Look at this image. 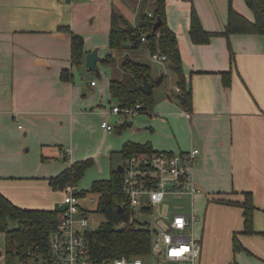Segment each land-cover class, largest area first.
Segmentation results:
<instances>
[{
    "label": "crops",
    "instance_id": "crops-1",
    "mask_svg": "<svg viewBox=\"0 0 264 264\" xmlns=\"http://www.w3.org/2000/svg\"><path fill=\"white\" fill-rule=\"evenodd\" d=\"M229 1L167 0V21L178 36L192 89L191 116L184 114L179 95L166 90L154 109L145 112L151 119L138 115L126 121L132 127L141 118L137 123L143 127L121 136L116 128L102 127L105 120L119 117L110 113V82L115 78L108 81L106 96L98 83L91 81L90 88L82 84V67L95 49L102 56L114 55L109 41L113 12L137 27L154 12L155 1L0 0V192L22 208H58L61 201L49 198L57 190L48 179L95 155L86 146L96 135L112 140L105 148L122 159L127 141L149 144L156 151L198 148L195 180L200 192L195 198L211 204L203 220L201 216V264H230L237 255L246 260L251 255L258 261L251 264H264V35L218 34L208 44H196L190 36L193 8L206 30L224 31ZM232 3L256 19L246 0ZM73 35L85 41L79 67L72 63ZM130 48L120 50L122 62ZM64 70L70 71L69 80L63 79ZM227 72L229 85L224 82ZM68 154L70 162L62 164ZM245 192L253 195L258 233H239L244 249L234 252L233 236L244 228Z\"/></svg>",
    "mask_w": 264,
    "mask_h": 264
},
{
    "label": "trees",
    "instance_id": "trees-1",
    "mask_svg": "<svg viewBox=\"0 0 264 264\" xmlns=\"http://www.w3.org/2000/svg\"><path fill=\"white\" fill-rule=\"evenodd\" d=\"M155 9L152 15H145L139 26L135 27L122 14L113 12L110 30V47L113 51L124 50L130 47H139L144 44L149 53H161L168 56L167 67L177 77V87L180 90L179 99L182 107L190 111L192 106V89L188 83L183 68V59L176 32L171 29L167 21V0H154ZM254 10L256 19L251 20L233 6L229 1L228 21L224 31L210 32L206 30L195 8L191 12L190 36L196 44H208L214 35H224L229 38L235 33H254L264 35V0H246ZM161 18L160 26L154 30V24ZM142 37L146 40L142 41ZM85 41L80 35L72 36V63L81 66L84 62ZM114 55L109 54L105 64H112ZM234 62V55H233ZM126 73L125 79H113L110 82V92L114 99L123 106L142 105L141 112L154 109L156 99L154 91L151 95L140 90L144 77L154 82L152 67L127 56L122 62ZM63 79H70V71L64 70ZM231 72L224 73V82L230 84ZM151 145L135 141L123 144L121 153L126 158L139 152H154ZM94 159L73 162L57 176L48 179L55 190H63L67 185L76 184L84 176L86 170L94 164ZM123 172L112 169L109 179L96 180L92 185V193L99 195L97 211L101 212L105 220L96 228L87 231L90 241L92 259L96 262L117 257H152V235L146 228L134 229L120 227V223L128 218V212L123 208L124 194ZM78 196H86L87 191H79ZM244 228L233 236V250L238 252L244 249L238 234H256L254 226L253 195L245 192ZM225 202L224 200H219ZM60 210L56 209H27L14 204L0 192V233L6 236V263L25 264L36 262L40 257L46 258L49 254L50 236L59 223ZM10 221H17L16 228L10 227ZM121 228V230L119 229ZM264 236V231L260 232ZM233 263V262H232ZM231 264V263H230Z\"/></svg>",
    "mask_w": 264,
    "mask_h": 264
},
{
    "label": "built area",
    "instance_id": "built-area-1",
    "mask_svg": "<svg viewBox=\"0 0 264 264\" xmlns=\"http://www.w3.org/2000/svg\"><path fill=\"white\" fill-rule=\"evenodd\" d=\"M145 40L142 37V41ZM149 56L164 67L168 64L169 59L165 54L149 53ZM95 83L93 81L92 85ZM141 107L140 103L134 106L120 104L111 107L110 113L132 119L141 113ZM184 114L191 116L190 111L185 109ZM102 127L109 131L115 130L107 120L102 123ZM199 154L198 148H192L177 153L139 152L123 159L122 192L125 199L122 206L127 210L128 218L120 223V227H143L150 231L154 263L201 264L202 243L193 233L199 218L195 212L164 214L155 218L153 223L144 217L155 206L162 204L167 195L196 196L200 192L195 180ZM62 191L64 198L58 206L59 223L50 236L49 254L46 258L40 257L44 264H146L147 259L144 257L122 256L104 262L94 261L86 234L90 224L87 208L81 203L83 197L77 195L79 191L76 184L67 185ZM32 263L38 264V261L28 264ZM231 264L240 263L235 261Z\"/></svg>",
    "mask_w": 264,
    "mask_h": 264
},
{
    "label": "rangeland",
    "instance_id": "rangeland-1",
    "mask_svg": "<svg viewBox=\"0 0 264 264\" xmlns=\"http://www.w3.org/2000/svg\"><path fill=\"white\" fill-rule=\"evenodd\" d=\"M101 47V46H100ZM98 48V47H97ZM131 51L129 52V57L135 61L149 64L152 67L153 73L152 77L154 78V81L162 74L165 73V75H168L167 78L164 80V82L156 86L154 88V97L156 99L157 104L159 103V98L161 99L166 94V90L170 93L171 96L179 95L177 94V90L175 85L173 84V79L175 76L171 73L172 71L168 69V67H164L161 64L156 63L152 58L147 54V48L144 44L140 45L139 47H133L130 48ZM109 51V50H108ZM103 54V52H101ZM106 55V53L104 54ZM102 56L99 54V57L102 59L106 58V56ZM123 60L122 51L116 50L114 51V62L110 65L104 64L102 61H99L97 63V71L89 70L85 65L82 67L83 70V76L81 77L82 84L88 86L90 88L91 81H95L99 84L100 90L103 89L105 95H109V89H108V81L111 78H117V79H125L126 73H123V70L121 68V63ZM156 75H159L155 77ZM89 95V93H88ZM111 104L113 106H119L120 101L117 99L111 98ZM159 106V105H158ZM111 109V108H110ZM147 113L141 112L139 114V117H147L151 119ZM138 117V118H139ZM135 121V125L132 127L124 125L126 121H133V119H127L122 115H119L118 118H111L109 120V123L115 127L117 132L120 131L121 136L125 133L132 134V132L140 129V127H143L142 125H139L137 122L141 119ZM112 140H105L104 136L102 135H96L94 137L93 143L89 144L86 147H89L91 150L90 152L96 153L95 155H90L84 158H80L79 160L84 159H94V164L88 168L84 174V176L77 182L78 185V191H87V196L85 199L81 202L83 206L87 208V215L89 217V224L92 228H96L100 225L102 221L105 220L104 215L101 212L97 211L98 208V201H99V195L96 193H92V185L94 181L102 179V178H110L111 176V170L116 169L119 164H121L123 161L122 155L118 153H111V151H108L104 144H109ZM120 140H118L119 143ZM126 141V140H125ZM124 141V142H125ZM123 142V143H124ZM177 153V151H174ZM71 155L68 154L66 160L62 159V164L69 163L70 162ZM50 200H54L56 198L57 201H62L64 198V192L62 190H57L54 193H51L49 195ZM95 204H94V203ZM59 203V202H58ZM211 204L208 203L207 199H202L201 197L195 198V196L186 195V196H177L176 194L167 195L165 198V201L155 206L152 210V212H149L144 215V217L148 218L150 222H154L155 218L158 216L169 214V213H190L195 212L197 216H199L198 220L196 221L194 225V231L195 238L199 240L202 243V237H203V216L204 213L206 215L207 209H209ZM213 212H210L212 214ZM202 216V220H201ZM17 221H10V227L16 228ZM5 240L6 236L4 233H0V251L2 252V255L0 256V264H6V247H5ZM247 256V255H246ZM245 258L241 256H235L231 259V263L238 261L240 264H245ZM248 260V261H247ZM246 264H251V262H258L254 257L251 255L249 256V259L247 258ZM155 259L153 257H147L146 264H157L154 263ZM162 264H167L163 263ZM261 263V262H260ZM38 264H44L43 259L40 258L38 260ZM253 264V263H252ZM263 264V263H261Z\"/></svg>",
    "mask_w": 264,
    "mask_h": 264
},
{
    "label": "water",
    "instance_id": "water-1",
    "mask_svg": "<svg viewBox=\"0 0 264 264\" xmlns=\"http://www.w3.org/2000/svg\"><path fill=\"white\" fill-rule=\"evenodd\" d=\"M161 24V18H158V20L154 24V30H156ZM99 61H103L101 57H99L98 49L93 50L92 52L88 53L85 59L86 67L89 70L97 71V63ZM165 78V73H162L154 82L150 81L148 77H144V81L142 84H140V90L147 95H151L154 91V88L156 86H159L163 83V80ZM129 123V124H128ZM125 125H132V122H126ZM123 166L120 164L117 167V170L122 171ZM122 228V227H121ZM121 228H119L121 230ZM92 227L88 226V230H91ZM2 255V252L0 251V256ZM34 264V263H32Z\"/></svg>",
    "mask_w": 264,
    "mask_h": 264
}]
</instances>
